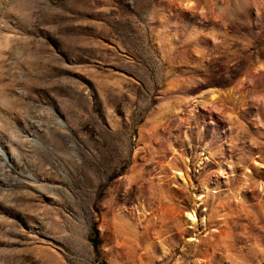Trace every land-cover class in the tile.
Listing matches in <instances>:
<instances>
[{
  "label": "rangeland",
  "instance_id": "1",
  "mask_svg": "<svg viewBox=\"0 0 264 264\" xmlns=\"http://www.w3.org/2000/svg\"><path fill=\"white\" fill-rule=\"evenodd\" d=\"M0 149V264H264V0H0Z\"/></svg>",
  "mask_w": 264,
  "mask_h": 264
},
{
  "label": "bare ground",
  "instance_id": "2",
  "mask_svg": "<svg viewBox=\"0 0 264 264\" xmlns=\"http://www.w3.org/2000/svg\"><path fill=\"white\" fill-rule=\"evenodd\" d=\"M0 152L3 153V151L1 149H0ZM202 197H203V191H199L196 195L197 200L200 201L202 199ZM194 215L195 214L193 213V211L187 214L188 218H190L191 220H195Z\"/></svg>",
  "mask_w": 264,
  "mask_h": 264
}]
</instances>
